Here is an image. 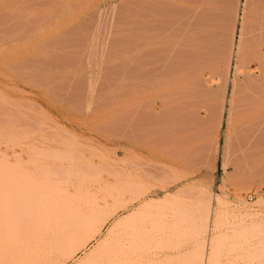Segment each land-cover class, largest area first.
<instances>
[{"label": "rangeland", "instance_id": "obj_1", "mask_svg": "<svg viewBox=\"0 0 264 264\" xmlns=\"http://www.w3.org/2000/svg\"><path fill=\"white\" fill-rule=\"evenodd\" d=\"M242 2L0 0V264H84L105 240L103 264H264V81L239 86ZM195 56L197 73H167ZM53 196L102 226L66 262Z\"/></svg>", "mask_w": 264, "mask_h": 264}, {"label": "bare ground", "instance_id": "obj_2", "mask_svg": "<svg viewBox=\"0 0 264 264\" xmlns=\"http://www.w3.org/2000/svg\"><path fill=\"white\" fill-rule=\"evenodd\" d=\"M240 48H241V45H240ZM11 173V172H10ZM10 175V174H9ZM2 181V180H1ZM7 181V180H6ZM6 183H8V182H6ZM22 185H24L23 183H21ZM26 184V183H25ZM5 185H7V184H5ZM11 185V184H10ZM17 185H18V183H17ZM14 186H16V182H15V184H14ZM19 186V185H18ZM25 186V185H24ZM31 187V186H30ZM68 187V186H67ZM21 188H23V186H21ZM25 188V187H24ZM45 188V187H44ZM59 188V187H58ZM8 190H10L9 188H7ZM20 189V188H19ZM60 189V188H59ZM77 189V188H76ZM14 190H18V189H15L14 188ZM23 190V189H22ZM26 190H27V188H26ZM49 190H51V189H49ZM1 191V190H0ZM20 191V190H19ZM24 191V190H23ZM45 191H47L46 189H45ZM63 191H66L65 189H63L62 190V192ZM110 191V190H109ZM108 191V192H109ZM5 192V191H4ZM44 192V191H43ZM50 192V191H49ZM111 192V191H110ZM7 193V192H6ZM13 193V192H12ZM11 193V194H12ZM23 194H22V197L24 196V192H22ZM26 193V195H27V192H25ZM28 193H29V191H28ZM51 193V192H50ZM57 194V192H54V194ZM64 193V192H63ZM66 193H68V192H66ZM19 194V196H20V194H21V191L18 193ZM61 194V193H60ZM13 195H15V194H13ZM29 195H30V193H29ZM38 195H39V193H38ZM69 196H70V194H68ZM75 195V194H74ZM16 196V195H15ZM15 196H13L14 198H16V200L15 199H12V201H13V204H14V201H17L18 199H19V197H15ZM31 196V195H30ZM40 196V195H39ZM50 196V195H49ZM52 196V195H51ZM57 196V195H56ZM61 196H62V194H61ZM61 196H59V197H61ZM78 196V195H77ZM82 196H84V195H82ZM81 196V197H82ZM0 197H3V196H1V194H0ZM10 197V196H9ZM8 197V198H9ZM21 197V196H20ZM21 197V198H22ZM41 197V196H40ZM43 198H45L46 199V197H44V196H42ZM64 197V196H63ZM72 197V195L70 196V198ZM74 197V196H73ZM80 197V196H79ZM4 198V197H3ZM21 198H20V200H21ZM27 198H29V196L27 197ZM34 198V197H33ZM66 198H67V196H66ZM66 198H63L64 200L66 199ZM84 198V197H83ZM23 199V198H22ZM24 199H25V196H24ZM32 199V198H31ZM31 199H29L28 201H26L27 203H30V201H31ZM38 198H36V200H37ZM40 199V198H39ZM38 199V200H39ZM42 199V198H41ZM63 199H61L60 201H62ZM77 199V198H76ZM4 200H6V199H4ZM20 200H18V202L20 201ZM34 200V199H33ZM32 200V201H33ZM36 200H34V204H35V206L34 207H36L38 204H40L39 202L41 201V200H39V202L38 201H36ZM84 200V199H83ZM86 200V199H85ZM118 200V199H117ZM9 201V202H8ZM11 201V197L9 198V200H7V204L10 206V203H12V202H10ZM21 201H23V202H25L24 200H21ZM32 201H31V203H32ZM35 201L36 202H38V204H36L35 203ZM23 202L21 203V206L23 207L24 206V204H23ZM42 202V201H41ZM63 202V201H62ZM2 203H3V201H2ZM16 203V202H15ZM20 203V202H19ZM27 203L25 204V206L27 205ZM43 203H44V201H43ZM78 203H79V201H78ZM86 203V202H85ZM13 204H11V205H13ZM5 205V203H3V206ZM7 205V206H8ZM16 204H14V206H15ZM19 204H17V206H18ZM83 205V204H82ZM17 206L15 207V208H17ZM20 206V205H19ZM43 205H38V209H40V207H42ZM85 206V205H84ZM83 206V207H84ZM102 206V205H101ZM30 207H32V206H30ZM76 207H78V205L77 204H74L73 203V201H72V199L71 200H65L64 201V203H63V205L62 204H60V202L58 201V197H55L54 198V196L52 197V198H49V200L47 201V203H46V205H44V208H43V210L45 211V213L47 214V215H52V217H53V220H54V222H55V226H57L58 227V232L57 233H61L60 234V236H63L64 235V237L66 236L67 237V243L66 244H59L58 246H57V253L59 254V255H62V258H63V262H66L67 260H69V259H73L75 256H76V254L81 250V249H83L84 247H86L87 246V244L89 243V241L91 240V239H93V238H95L99 233H101V230H102V226L99 224V223H101L99 220H98V217H99V215L96 213V211H94V210H92V209H90L89 210V212L87 213V214H84V215H82L81 213H82V211H79V208L80 207H78V208H76ZM82 207V208H83ZM2 208V207H1ZM9 208V207H8ZM7 208V209H8ZM12 208V207H11ZM14 208V207H13ZM18 208H20V207H18ZM24 208H27V207H24ZM23 208V209H24ZM91 208H92V206H91ZM21 209V208H20ZM31 209V208H30ZM32 209H34V208H32ZM25 210V209H24ZM36 210V209H35ZM84 210H86V209H84ZM100 210V209H99ZM2 211V210H1ZM11 211V210H10ZM12 211H14V209L12 210ZM18 211V210H17ZM16 211V212H17ZM7 212V211H6ZM15 212V211H14ZM21 212V211H20ZM36 212V211H35ZM85 212H87V211H85ZM101 212V211H100ZM12 213V212H11ZM29 213V212H28ZM99 213V212H98ZM9 214V213H8ZM45 214V215H46ZM15 215V214H14ZM23 215H25V213L23 214ZM98 215V216H97ZM107 215V214H106ZM8 216V215H7ZM10 217H11V215H9ZM41 216V215H40ZM21 217V216H20ZM23 217V216H22ZM38 217V216H37ZM41 217H43V216H41ZM45 217V216H44ZM51 217V216H50ZM7 218V217H6ZM19 218V217H18ZM40 218V217H39ZM48 216H47V222H48ZM22 219V218H21ZM45 221H46V219L45 218H43ZM100 219V218H99ZM6 219H4L3 221H5ZM11 220V219H10ZM19 220V219H18ZM43 220V221H44ZM2 221V222H3ZM19 221H21V220H19ZM12 222V221H11ZM14 222H16V221H14ZM10 223V222H9ZM20 223V222H19ZM21 223H22V221H21ZM104 223V222H103ZM115 227V226H114ZM117 227V226H116ZM7 229V228H6ZM9 230V229H8ZM11 230V229H10ZM122 230V229H121ZM3 231H4V233H6V231L3 229ZM54 232V231H53ZM135 232H138V231H136L135 230ZM112 234V233H111ZM5 235V234H4ZM59 234H57V236H58ZM6 236H7V234H6ZM14 236H15V234H14ZM60 236H59V238H60ZM7 237H10L9 235L7 236ZM55 237H56V235H55ZM57 239H58V237H56ZM56 238H54V239H56ZM6 239V238H5ZM110 239V238H109ZM59 240V239H58ZM105 240V239H104ZM113 240V239H112ZM116 240V239H115ZM0 241H1V239H0ZM51 241V240H50ZM65 241V240H64ZM58 242V241H57ZM57 242H55V244L57 243ZM62 242V241H61ZM8 243V242H7ZM51 243V242H50ZM54 243V242H53ZM60 243V242H59ZM115 243L117 244V242L115 241ZM134 243V242H133ZM138 243V242H137ZM219 243V242H218ZM55 244L53 245V246H55ZM131 244H132V241H131ZM50 246V245H49ZM127 247H128V245H126ZM52 247V246H51ZM138 249V248H137ZM120 249H119V246H118V251H119ZM94 251V250H93ZM117 252V251H116ZM126 252V251H125ZM216 253H218V251L216 252ZM114 254L116 255V253H115V251H114V249H113V245L110 243V241H108V240H105L102 244L100 243V246L94 251V253L91 255V256H89V257H87V260L85 261V263L84 264H103V259L105 258V257H107V256H109V255H112V256H114ZM216 255V254H215ZM215 255H214V257H215ZM111 256V257H112ZM211 256L213 257V255L211 254ZM217 256V255H216ZM215 259H213V261H214ZM216 260H217V257H216ZM211 262V261H210ZM45 264V263H44ZM52 264V263H51ZM212 264H214V262L212 263Z\"/></svg>", "mask_w": 264, "mask_h": 264}, {"label": "crops", "instance_id": "obj_3", "mask_svg": "<svg viewBox=\"0 0 264 264\" xmlns=\"http://www.w3.org/2000/svg\"><path fill=\"white\" fill-rule=\"evenodd\" d=\"M243 12L239 27L238 39L242 37V51L240 53L239 86L244 80L264 81V0H243ZM136 64V63H134ZM259 68V72L247 71L252 65ZM143 62L137 61L138 68ZM144 69V68H143ZM167 73L193 74L198 71V58L195 56L180 62L168 63ZM244 69V72H242ZM235 66L233 71V77ZM238 86V87H239Z\"/></svg>", "mask_w": 264, "mask_h": 264}]
</instances>
